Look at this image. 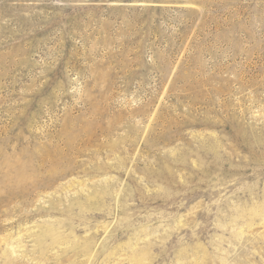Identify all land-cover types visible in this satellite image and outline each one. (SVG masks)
<instances>
[{"label":"rangeland","instance_id":"obj_1","mask_svg":"<svg viewBox=\"0 0 264 264\" xmlns=\"http://www.w3.org/2000/svg\"><path fill=\"white\" fill-rule=\"evenodd\" d=\"M0 264H264V0H0Z\"/></svg>","mask_w":264,"mask_h":264}]
</instances>
